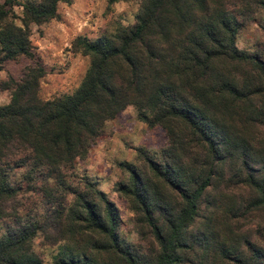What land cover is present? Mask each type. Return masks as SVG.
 I'll list each match as a JSON object with an SVG mask.
<instances>
[{"label":"trees","instance_id":"16d2710c","mask_svg":"<svg viewBox=\"0 0 264 264\" xmlns=\"http://www.w3.org/2000/svg\"><path fill=\"white\" fill-rule=\"evenodd\" d=\"M66 2L0 0V73L20 58L34 63L20 81H0L10 92L0 106V165L20 149L15 165L42 175L55 206L52 264H264V57L236 47L264 0H141L132 26L72 41L89 58L84 78L42 100L31 27L57 19ZM128 106L167 141L157 156L137 148V165L118 164L126 178L114 191L141 244L121 238L119 211L94 181L70 182L76 161ZM16 195L0 168V207ZM14 217L0 236V264H42L37 226Z\"/></svg>","mask_w":264,"mask_h":264},{"label":"rangeland","instance_id":"374dc122","mask_svg":"<svg viewBox=\"0 0 264 264\" xmlns=\"http://www.w3.org/2000/svg\"><path fill=\"white\" fill-rule=\"evenodd\" d=\"M140 4L141 0L118 2L111 6H108L107 0H67L58 5L57 19L32 26L31 44L36 58L45 69V76L40 80V98L50 100L70 94L80 85L89 67V58L71 51L70 45L76 37L85 36L95 40L104 32H112L117 26H132ZM254 17V21L246 22L242 28L236 39V47L249 53L258 52L264 57V33L261 29L264 26V14L258 12ZM33 64L28 58L6 63L0 73V81H7L10 77L20 81L23 72ZM9 102L10 92L0 91V106ZM166 144L163 130L148 127L138 120L136 109L128 106L105 124L102 135L91 146L87 156L76 161L70 174L73 185L80 186L79 181L83 177L94 181L98 189L116 205L121 218L119 231L124 241L139 244L140 238L126 202L114 191L115 185L126 178L118 164L128 162L137 165V148L157 156ZM24 155L23 150L10 149L5 159L7 165H0L9 173L11 184L17 190L16 198L0 207V210L10 215L0 219V236L9 227H15V215L20 217L22 223H34L38 233L33 242V251L40 257L42 264H52L51 256L56 252V246L51 245L46 237L56 231L53 219L55 206L42 193V175H28L27 166L15 165Z\"/></svg>","mask_w":264,"mask_h":264}]
</instances>
